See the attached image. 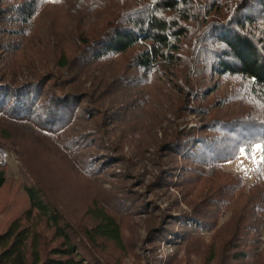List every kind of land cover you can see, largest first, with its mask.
Returning <instances> with one entry per match:
<instances>
[{"label":"trees","instance_id":"16d2710c","mask_svg":"<svg viewBox=\"0 0 264 264\" xmlns=\"http://www.w3.org/2000/svg\"><path fill=\"white\" fill-rule=\"evenodd\" d=\"M120 57L114 73L101 69ZM216 77L240 82L231 116L209 107ZM188 113L205 114V124L174 125ZM263 144L264 0H0V192L13 153L27 198L0 229V264H122L139 242L127 244L124 223L139 213L160 218L142 243L185 245L202 264H264L253 253L263 162L247 193L246 175L225 169ZM147 161L156 172L140 181ZM59 164L72 177L54 178ZM115 164L124 168L113 171L121 183L110 193L95 184ZM73 178L74 197L60 184ZM129 179L179 189L190 209L154 217ZM155 246L134 264H173Z\"/></svg>","mask_w":264,"mask_h":264},{"label":"rangeland","instance_id":"374dc122","mask_svg":"<svg viewBox=\"0 0 264 264\" xmlns=\"http://www.w3.org/2000/svg\"><path fill=\"white\" fill-rule=\"evenodd\" d=\"M114 0H109L110 2H113ZM95 20V17H91L89 21L87 22L86 26H88L89 23H92ZM121 59H118L117 62H110L114 64H106L107 66H104L101 69H110L112 73L115 72L117 69L116 67L118 65H122L125 63L126 59L124 57H120ZM123 59V60H122ZM133 75H136L135 73L129 74V77L132 78ZM87 84L85 85V88H90L91 81L86 80L85 77H83ZM220 84V88L216 94H214L213 97H211V104L209 107H213L214 116L219 117H225L228 115V112L230 113L229 116H231L233 111L237 110L236 104L233 101V89H239L240 82L237 81L235 78H225V79H219L216 77V79L213 81H218ZM197 83V79H195ZM202 86H199L200 89ZM120 96H124L126 94L125 92H118ZM119 97V96H118ZM109 98H113V96H109ZM124 101V99L121 98V102ZM250 108H246L251 110L252 112L261 113L262 111L261 107L258 105L248 106ZM239 111V109L237 110ZM236 111V112H237ZM171 114H169L168 117H170ZM228 116V117H229ZM172 118V116H171ZM207 119V116L204 114H195V113H188L184 116H179L174 120V125L180 126L181 128L186 127L187 129L200 127L201 125L205 124V120ZM167 122L163 123V126H166ZM111 128L113 125L110 126ZM221 137L223 134H220ZM135 138H141L140 133L135 132L134 133ZM158 136L162 138L163 136V130L161 129L158 132ZM227 145H229V139L226 138ZM129 149L128 146L124 148V151L127 152ZM166 152L163 151V159L166 162L171 163V157H166ZM262 160V169H263V176H264V144L263 145H257L254 150L248 154L244 151H240L237 156L225 163V169L227 171H233V172H242L244 175H246V185L243 189L245 193L248 192L249 185L251 183L252 178V171L255 165L258 164V162ZM8 166H7V173H8V183L3 188V190L0 192V229L3 228L5 225L4 223L10 219L18 215L26 206H27V198L23 190V183L26 180V175L21 172L20 162L15 157L13 153L8 155ZM29 163V162H28ZM27 163V164H28ZM59 164L54 170H55V177L56 179L62 178V177H72L69 174H67V171L65 168L62 167V165ZM31 169L34 170V168L30 165ZM124 168V165L121 164H115L112 168H107L106 172L102 174L98 179L97 184L102 185L107 192L114 193L119 188H115V183H121L118 176L113 174V171H116L117 173H121L122 169ZM155 171V168L152 166L151 162L147 161V167L145 174L142 175L143 177H140V181H142V178H145V181L148 182V180H151L152 177V171ZM151 172V173H149ZM156 172V171H155ZM62 179H59L58 181H61ZM129 184V188H134L137 191L142 192L145 194V199L149 201L150 210L153 213V216L156 217L157 215H160V213L163 212H171L176 217H179L181 213L185 210H189L190 208L187 206V204L183 201L182 192H180L179 189H175L172 187L168 188H149L143 184H139V181L131 180L129 179L127 181ZM131 183H134L132 186H130ZM64 187L66 188L65 192H68L69 194H72V196H77L76 192H79L81 190V186H79L78 180L76 178H73V182H68L67 180H63L60 182ZM121 185V184H120ZM92 186H90L91 189ZM91 189L93 192L96 190V187H92ZM120 192H118L119 194ZM64 198V197H63ZM65 199V198H64ZM69 202V201H68ZM225 218H222L220 222H223ZM160 220V218L158 219ZM157 219L153 220V218L146 216L142 213L139 214H133L126 218V222L124 223V239L127 242V244H130L132 240L139 239V242H137L134 245V248H129V252H127V255L123 258L122 264H134L136 262V255H141L144 259L146 257H150L154 255L153 252H151L150 248L154 245L156 247V254L159 256L160 259L166 260L171 256H174L173 264H202V260L200 255L193 253L188 254L186 252V246H175L173 244H170L167 242H162L159 244H150L147 243V240L142 243L147 237L148 233V226L149 224L158 221ZM200 235H202L206 241H209L211 238L212 232H208L206 230L199 231ZM254 236V247H253V253L255 254H261L264 258V225L263 223H258V229L256 233H253ZM155 249V248H153Z\"/></svg>","mask_w":264,"mask_h":264}]
</instances>
